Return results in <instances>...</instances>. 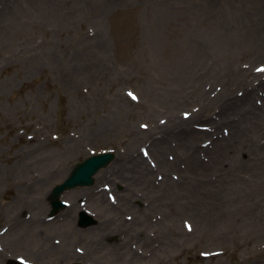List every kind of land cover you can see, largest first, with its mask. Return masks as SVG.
I'll list each match as a JSON object with an SVG mask.
<instances>
[{
	"label": "rangeland",
	"instance_id": "rangeland-1",
	"mask_svg": "<svg viewBox=\"0 0 264 264\" xmlns=\"http://www.w3.org/2000/svg\"><path fill=\"white\" fill-rule=\"evenodd\" d=\"M46 1L0 0V264H264V0Z\"/></svg>",
	"mask_w": 264,
	"mask_h": 264
},
{
	"label": "water",
	"instance_id": "water-1",
	"mask_svg": "<svg viewBox=\"0 0 264 264\" xmlns=\"http://www.w3.org/2000/svg\"><path fill=\"white\" fill-rule=\"evenodd\" d=\"M114 159V154L105 153L92 156L84 162L78 164L71 172L70 176L59 186L55 187L51 195V204L53 206L52 214L57 213L64 207L59 201V197L67 190L77 187L91 186L94 183V176L103 168L108 166ZM94 220L85 212L80 214L79 224L81 227H89Z\"/></svg>",
	"mask_w": 264,
	"mask_h": 264
},
{
	"label": "bare ground",
	"instance_id": "bare-ground-1",
	"mask_svg": "<svg viewBox=\"0 0 264 264\" xmlns=\"http://www.w3.org/2000/svg\"><path fill=\"white\" fill-rule=\"evenodd\" d=\"M50 1V0H49ZM49 1H46L45 3H47V2H49ZM44 3V2H43ZM251 28H252V30H256V32L258 31V28L256 27V26H251ZM255 32V33H256ZM258 33V32H257ZM199 39L200 38H198V41H199ZM219 64L220 63H215V62H213L212 63V65H209L210 67H207L208 68V73H210L211 75H213L214 77H216L217 75H219V69H217V67L219 66ZM219 68V67H218ZM212 73H214V74H212ZM237 76H234V78H236ZM243 123H241V125L242 126H245L246 128L248 127V126H250V125H248V121H247V119H245V120H243L242 121ZM233 130V129H232ZM236 132H232V134H231V137L230 138H232V136L235 134ZM229 137H228V142H230L231 141V143H233L234 142V138L232 139V140H229L230 139ZM222 140H227L226 138H223V139H221V140H219V141H222ZM237 142V141H236ZM242 143H243V145H248V146H251V144L250 143H248V142H246V141H242ZM230 144V143H229ZM230 149V148H229ZM226 151V150H225ZM222 153H220V154H218V155H216L215 156V158H213V159H218V158H220V155H221ZM263 164H264V159H263ZM239 165V168H241L242 169V165L243 166H245V164H238ZM119 180L120 179H118L117 181L119 182ZM18 240H20V238H17ZM53 249V248H52ZM6 259V258H5Z\"/></svg>",
	"mask_w": 264,
	"mask_h": 264
}]
</instances>
